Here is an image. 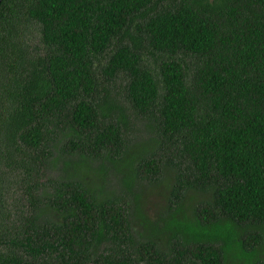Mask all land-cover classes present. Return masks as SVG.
Wrapping results in <instances>:
<instances>
[{
  "label": "trees",
  "instance_id": "obj_1",
  "mask_svg": "<svg viewBox=\"0 0 264 264\" xmlns=\"http://www.w3.org/2000/svg\"><path fill=\"white\" fill-rule=\"evenodd\" d=\"M0 165V264H264V0H1Z\"/></svg>",
  "mask_w": 264,
  "mask_h": 264
},
{
  "label": "rangeland",
  "instance_id": "obj_2",
  "mask_svg": "<svg viewBox=\"0 0 264 264\" xmlns=\"http://www.w3.org/2000/svg\"><path fill=\"white\" fill-rule=\"evenodd\" d=\"M25 26L27 28L26 34H25V40L27 39L28 45H36L37 43V34L35 32V27L31 21H25ZM27 36V37H26ZM116 87H111V92H117L120 95L123 93L122 87H123V81L116 80L115 82ZM129 115V128H128V134H127V140L130 145V147L133 149V151L136 152H143L145 149L148 148V145L146 144V140L150 138V136H153L152 130L149 126L145 124L143 120L140 119V117L135 116L134 114L128 112ZM157 153H161V157H163L162 151H158L155 149ZM18 170L13 169L12 173L8 168L4 167L3 165H0V197L4 200L8 197V201L11 203L13 199H17L21 197V191L16 187V184L13 183L17 179ZM54 174L53 172H47V174ZM45 172L43 173V180L47 175ZM94 178V176H92ZM42 180V181H43ZM169 182V181H167ZM107 185V183H106ZM145 186V190L143 193V208L144 212L149 215L151 218L158 217L162 209L166 203V188L163 184H151L145 182L143 184ZM151 185H159L158 188H154ZM116 187L115 184L112 183V185H109V187ZM147 187V188H146ZM192 197H197V195L192 194ZM194 201V199H193ZM204 206L203 204L201 205ZM228 264V263H226Z\"/></svg>",
  "mask_w": 264,
  "mask_h": 264
},
{
  "label": "water",
  "instance_id": "obj_3",
  "mask_svg": "<svg viewBox=\"0 0 264 264\" xmlns=\"http://www.w3.org/2000/svg\"><path fill=\"white\" fill-rule=\"evenodd\" d=\"M1 1V0H0Z\"/></svg>",
  "mask_w": 264,
  "mask_h": 264
}]
</instances>
